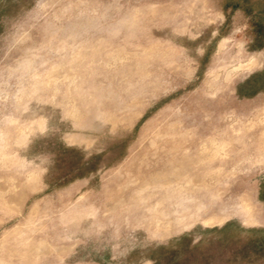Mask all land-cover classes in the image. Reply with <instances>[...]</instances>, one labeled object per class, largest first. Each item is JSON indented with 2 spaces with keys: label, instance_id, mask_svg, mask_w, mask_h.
Here are the masks:
<instances>
[{
  "label": "rangeland",
  "instance_id": "rangeland-1",
  "mask_svg": "<svg viewBox=\"0 0 264 264\" xmlns=\"http://www.w3.org/2000/svg\"><path fill=\"white\" fill-rule=\"evenodd\" d=\"M0 264H264V0H0Z\"/></svg>",
  "mask_w": 264,
  "mask_h": 264
}]
</instances>
